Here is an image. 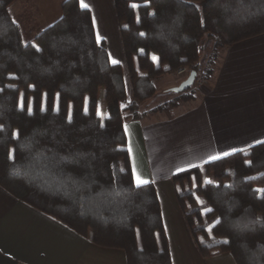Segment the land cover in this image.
I'll return each instance as SVG.
<instances>
[{
    "label": "trees",
    "instance_id": "1",
    "mask_svg": "<svg viewBox=\"0 0 264 264\" xmlns=\"http://www.w3.org/2000/svg\"><path fill=\"white\" fill-rule=\"evenodd\" d=\"M16 1L0 0V186L92 244L124 251L127 264H172L155 185L131 182L125 123L143 117L155 80L198 74L210 47L212 64L219 50L263 35L264 0H114L130 95L79 0L34 37L14 20ZM194 99L189 88L157 110ZM172 182L204 258L264 264V143Z\"/></svg>",
    "mask_w": 264,
    "mask_h": 264
},
{
    "label": "crops",
    "instance_id": "2",
    "mask_svg": "<svg viewBox=\"0 0 264 264\" xmlns=\"http://www.w3.org/2000/svg\"><path fill=\"white\" fill-rule=\"evenodd\" d=\"M85 2L110 61L120 60L125 70L114 0ZM19 11L25 26L35 16L25 8ZM41 24L44 30L45 23ZM116 30L121 48L113 51L109 42L117 39ZM26 35L34 36L29 28ZM215 64L193 101L170 113L147 110L141 119L125 123L132 171L135 165L137 173L155 185L172 264H236L228 253L201 255L177 199L173 176L184 172L180 169L196 168L191 165L207 164L212 156L223 158L225 152L230 155L233 149L246 150L258 145L257 140L264 141V34L220 50ZM0 264H127V258L122 250L92 244L0 186Z\"/></svg>",
    "mask_w": 264,
    "mask_h": 264
},
{
    "label": "rangeland",
    "instance_id": "3",
    "mask_svg": "<svg viewBox=\"0 0 264 264\" xmlns=\"http://www.w3.org/2000/svg\"><path fill=\"white\" fill-rule=\"evenodd\" d=\"M64 1L66 0H18L10 6V10L12 8L11 13L13 12L12 16L14 15L16 21L21 22L20 28L23 31L25 37L29 36V35H26V33L28 32V28H29V31H31L32 34L35 36L37 33H40L39 31L43 30L39 28V26L40 27L43 26V24L41 23L44 22L45 23L44 27H47L51 23H54L56 19H59L62 16L60 5ZM22 8H25L26 12H30L28 13V15H32V16L35 15L33 18L29 19L28 23H26V26H25V22L22 21L23 19L20 20L17 16L18 13H20L19 10ZM39 17L41 18L39 19ZM115 32H116L117 39H114V40L111 39L109 42V46L111 47L113 51L117 50L118 46H120L121 48L120 41L118 39L119 33L117 32V30ZM34 36H31V37H34ZM113 37H115V34H113ZM219 53H220V50L219 52L216 53V60H217V57L219 56ZM213 54L214 52L212 50V47H210L207 50V52L203 53V66L201 67L199 73L197 74L195 84L191 87V90L194 92V96L199 91V88L203 86L202 84H205L211 78L210 77L209 79H207V75L210 71H212L213 73V68L216 65L215 64L216 60L214 61V63L212 64L210 63L211 61L210 57ZM126 68L124 71H125V76H126L127 90H128V94L130 95L131 85H130L128 72ZM189 74H190V71L188 69H184V72L182 73L178 71L174 74H169V75L163 76L155 80L157 94L153 99L143 103L139 107V109H141V112H143L141 114L145 115L144 112H146L147 110L149 111L154 110V112H158V111L167 112L163 109L157 110V108L162 107L164 104L176 99L179 96V94H176L173 92V89L177 88L182 82H184L188 78ZM189 102L191 101H187V102L181 101L176 105L175 109L179 107H183L185 104H188ZM175 109H173L171 112H173Z\"/></svg>",
    "mask_w": 264,
    "mask_h": 264
},
{
    "label": "snow or ice",
    "instance_id": "4",
    "mask_svg": "<svg viewBox=\"0 0 264 264\" xmlns=\"http://www.w3.org/2000/svg\"><path fill=\"white\" fill-rule=\"evenodd\" d=\"M131 6H132L133 8H139L141 5H139V4H135V3H134V4H132ZM80 7H81V8H84V9H88L90 6H89L88 3L85 2V0H80ZM152 15L155 16V13H152ZM141 35H145V34H144V33H141ZM101 39H102V37H100V36H99V33H97V42H99ZM35 47L37 48V51H41V49L39 48L38 45L35 46ZM141 51H143V50H141ZM153 59L158 61V58L155 57V56L153 57ZM111 62H112L113 64H119V63H120V61H118V60H116V59H112ZM20 108H21V110H23V103H22V101H21V104H20ZM45 110H46V109H45ZM57 110H58V108H57ZM29 114H31V109H29ZM69 121H71V115H70V114H69ZM101 126H103V125H101ZM14 135H15V137H16L17 139L19 138V132H16ZM257 143H258V144H260V143H264V141H259V140H257ZM232 151H233V152H236L237 149H233ZM228 155H229V153H227V152L223 153V156H228ZM11 158H13V159L15 158V156H14V150H13V152H12V156H11ZM218 159H221V156H220V155L212 156V157L209 158L208 161H205V163H208V162H211V161H214V160H218ZM249 163H250V162H249ZM190 167H199V166H198V165H191ZM180 171H185V169H180ZM193 180H195V177H193ZM131 182H132V183H135V185H136L137 187L145 186V185H148V184L151 183V181H149V180H147V179H143V178L137 173L136 168H135V165H133V171H132ZM204 183H206V184H211L212 181H211V180H206V181H204ZM256 191L261 192V193H264V189H257ZM196 199H197V202H199V203H201V204L203 203L202 201L199 200V197H197ZM207 211H210V210H207V209H206L205 212H204V214H207ZM208 231L211 232V228H209ZM225 243H227V241H225Z\"/></svg>",
    "mask_w": 264,
    "mask_h": 264
},
{
    "label": "water",
    "instance_id": "5",
    "mask_svg": "<svg viewBox=\"0 0 264 264\" xmlns=\"http://www.w3.org/2000/svg\"><path fill=\"white\" fill-rule=\"evenodd\" d=\"M196 78H197V72L195 71L190 72L188 78L184 82H182L177 88L173 89V92L176 94L183 93L184 91L191 88L195 84Z\"/></svg>",
    "mask_w": 264,
    "mask_h": 264
},
{
    "label": "built area",
    "instance_id": "6",
    "mask_svg": "<svg viewBox=\"0 0 264 264\" xmlns=\"http://www.w3.org/2000/svg\"><path fill=\"white\" fill-rule=\"evenodd\" d=\"M180 72H181V73L184 72V69H183V70H180Z\"/></svg>",
    "mask_w": 264,
    "mask_h": 264
}]
</instances>
